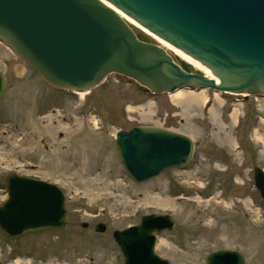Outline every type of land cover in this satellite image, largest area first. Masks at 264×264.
<instances>
[{
  "label": "rangeland",
  "instance_id": "obj_1",
  "mask_svg": "<svg viewBox=\"0 0 264 264\" xmlns=\"http://www.w3.org/2000/svg\"><path fill=\"white\" fill-rule=\"evenodd\" d=\"M0 72V204L3 176L15 173L57 186L67 211L60 228L13 238L0 230V264H123L111 231L148 213L174 220L154 245L169 264H205L219 249L264 264V207L252 181L253 167L264 170L263 97L152 96L114 74L80 96L49 87L1 42ZM134 125L189 136L191 159L134 181L114 147L116 130Z\"/></svg>",
  "mask_w": 264,
  "mask_h": 264
},
{
  "label": "water",
  "instance_id": "obj_2",
  "mask_svg": "<svg viewBox=\"0 0 264 264\" xmlns=\"http://www.w3.org/2000/svg\"><path fill=\"white\" fill-rule=\"evenodd\" d=\"M112 7L211 77L133 29ZM0 42L56 90L83 93L114 74L151 95L208 89L264 98V0H0ZM6 83L0 72V96ZM114 147L126 172L141 182L185 166L193 141L164 127L134 125L116 130ZM3 181L0 230L7 237L64 225L67 211L57 186L15 173ZM252 181L264 207V170L253 167ZM173 227L168 214L148 213L111 237L123 264H169L154 245L157 233ZM104 228L101 222L93 227ZM205 264L244 262L239 252L219 249Z\"/></svg>",
  "mask_w": 264,
  "mask_h": 264
},
{
  "label": "bare ground",
  "instance_id": "obj_3",
  "mask_svg": "<svg viewBox=\"0 0 264 264\" xmlns=\"http://www.w3.org/2000/svg\"><path fill=\"white\" fill-rule=\"evenodd\" d=\"M107 4V3H106ZM109 5V4H107ZM110 6V5H109ZM113 8V7H112ZM115 10V12L128 24V25H131V27L133 29H137L139 30L140 32H142L143 34H145L150 40H152L154 43H156L158 46H160L161 48H163L165 51L169 52L170 54L176 56L177 58L181 59V60H184L186 63H188L189 65H191V67L193 69H196V70H199L200 72H202L205 76L207 77H211V74L210 72L198 65V62H196L195 60L191 59L189 56L183 54L181 51L177 50L176 48H174L173 46L169 45L167 42L163 41L162 39L156 37L155 35L151 34L150 32H148L147 30H145L144 28H142L140 25H138L135 21H133L131 18L127 17L126 15H124L123 13H121L120 11H118L117 9L113 8ZM87 92V91H86ZM80 96L82 94H84L85 92L81 93V92H77ZM180 93V92H178ZM201 93V92H200ZM188 94V93H187ZM195 94V93H194ZM172 95V94H171ZM181 95H185V94H181ZM178 96V97H181ZM193 95V94H192ZM201 96H203L202 94H200ZM175 96L177 97V95L175 94ZM174 96V97H175ZM188 96V95H187ZM196 96V94H195ZM193 96V97H195ZM190 98V97H189ZM197 98V97H196ZM200 98V97H199ZM202 98V97H201ZM198 99V98H197ZM196 99V100H197ZM171 100V99H170ZM182 100V99H181ZM180 100V101H181ZM189 100V99H188ZM195 100V101H196ZM205 101V99H203ZM177 101V100H176ZM179 101V102H180ZM187 101V100H186ZM192 102V101H191ZM197 102V101H196ZM200 102V99L199 101ZM175 103V102H174Z\"/></svg>",
  "mask_w": 264,
  "mask_h": 264
},
{
  "label": "crops",
  "instance_id": "obj_4",
  "mask_svg": "<svg viewBox=\"0 0 264 264\" xmlns=\"http://www.w3.org/2000/svg\"><path fill=\"white\" fill-rule=\"evenodd\" d=\"M187 90H189V89H187ZM190 91H192V92H195V93H197V94H202L204 97H206L207 95L205 94V89H201V90H190ZM201 92V93H200ZM207 98V97H206Z\"/></svg>",
  "mask_w": 264,
  "mask_h": 264
}]
</instances>
